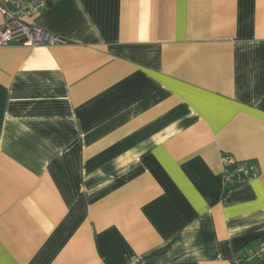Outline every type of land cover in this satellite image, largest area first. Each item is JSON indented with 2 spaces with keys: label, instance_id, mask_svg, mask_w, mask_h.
Wrapping results in <instances>:
<instances>
[{
  "label": "crops",
  "instance_id": "0c3cea01",
  "mask_svg": "<svg viewBox=\"0 0 264 264\" xmlns=\"http://www.w3.org/2000/svg\"><path fill=\"white\" fill-rule=\"evenodd\" d=\"M31 24L64 44L0 48V264L258 253L264 0H62ZM223 154L257 177L228 191Z\"/></svg>",
  "mask_w": 264,
  "mask_h": 264
},
{
  "label": "built area",
  "instance_id": "2783aa9c",
  "mask_svg": "<svg viewBox=\"0 0 264 264\" xmlns=\"http://www.w3.org/2000/svg\"><path fill=\"white\" fill-rule=\"evenodd\" d=\"M62 0H10L4 3L0 0V13L3 17L0 25V48L17 44L28 47L56 46L64 44L57 36L44 30L37 29L31 22L37 17L48 3ZM233 170H230L231 167ZM221 169L224 187L229 191L236 184H242L257 177V171L252 164H238L230 155L221 156ZM252 255L262 257L264 246L256 254L248 252L246 257L236 261V264H246V259ZM125 264H139L137 257H131Z\"/></svg>",
  "mask_w": 264,
  "mask_h": 264
}]
</instances>
